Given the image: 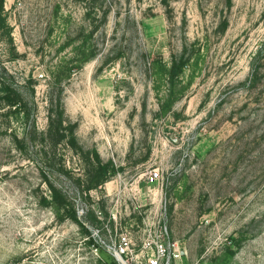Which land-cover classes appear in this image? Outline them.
<instances>
[{
  "label": "rangeland",
  "instance_id": "obj_1",
  "mask_svg": "<svg viewBox=\"0 0 264 264\" xmlns=\"http://www.w3.org/2000/svg\"><path fill=\"white\" fill-rule=\"evenodd\" d=\"M149 217L264 264V0H4L0 264H107L91 229Z\"/></svg>",
  "mask_w": 264,
  "mask_h": 264
},
{
  "label": "built area",
  "instance_id": "obj_2",
  "mask_svg": "<svg viewBox=\"0 0 264 264\" xmlns=\"http://www.w3.org/2000/svg\"><path fill=\"white\" fill-rule=\"evenodd\" d=\"M148 178L158 181L162 174L159 169H152ZM87 238H92L96 253L101 250L109 256L107 264H183L180 244L171 238L167 224L161 219L155 221L149 217L137 235L127 228L105 224L103 228H92Z\"/></svg>",
  "mask_w": 264,
  "mask_h": 264
},
{
  "label": "trees",
  "instance_id": "obj_3",
  "mask_svg": "<svg viewBox=\"0 0 264 264\" xmlns=\"http://www.w3.org/2000/svg\"><path fill=\"white\" fill-rule=\"evenodd\" d=\"M4 9V0H0V10L2 11ZM8 102H9V104H11V105H16L17 103V101H15V99H13V98H10V99H8ZM72 218L74 219V220H77L78 221V216L76 215V213L74 212V213H72ZM87 231H88V229H86ZM89 232V231H88ZM90 234H91V231H90Z\"/></svg>",
  "mask_w": 264,
  "mask_h": 264
}]
</instances>
